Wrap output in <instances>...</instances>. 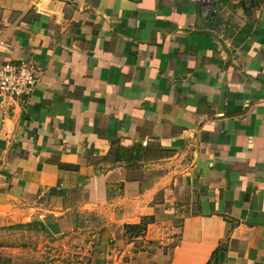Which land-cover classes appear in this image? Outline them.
Here are the masks:
<instances>
[{
  "label": "crops",
  "instance_id": "0c3cea01",
  "mask_svg": "<svg viewBox=\"0 0 264 264\" xmlns=\"http://www.w3.org/2000/svg\"><path fill=\"white\" fill-rule=\"evenodd\" d=\"M22 63L0 264L66 242L90 264H264V0H0V64Z\"/></svg>",
  "mask_w": 264,
  "mask_h": 264
},
{
  "label": "built area",
  "instance_id": "2783aa9c",
  "mask_svg": "<svg viewBox=\"0 0 264 264\" xmlns=\"http://www.w3.org/2000/svg\"><path fill=\"white\" fill-rule=\"evenodd\" d=\"M210 8L213 0H191ZM37 83L32 65L0 64V104L27 97Z\"/></svg>",
  "mask_w": 264,
  "mask_h": 264
},
{
  "label": "rangeland",
  "instance_id": "374dc122",
  "mask_svg": "<svg viewBox=\"0 0 264 264\" xmlns=\"http://www.w3.org/2000/svg\"><path fill=\"white\" fill-rule=\"evenodd\" d=\"M46 245H53L54 240L48 239L45 237ZM44 242V239H42ZM59 243H61L59 241ZM79 244H73L74 250L69 248V243H64L63 245L59 244L58 247H52L51 250H48L46 253H42L45 256L43 264H71L74 261V264H90L94 258L87 253H85V246L82 247V242H76ZM74 251V252H73ZM91 252V251H90ZM71 254V255H70Z\"/></svg>",
  "mask_w": 264,
  "mask_h": 264
}]
</instances>
